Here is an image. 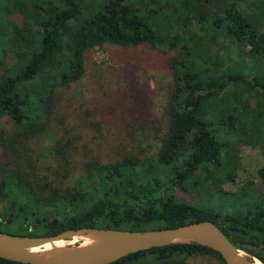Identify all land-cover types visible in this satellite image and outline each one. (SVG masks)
<instances>
[{
	"label": "trees",
	"instance_id": "1",
	"mask_svg": "<svg viewBox=\"0 0 264 264\" xmlns=\"http://www.w3.org/2000/svg\"><path fill=\"white\" fill-rule=\"evenodd\" d=\"M104 44L174 53L166 60L171 85L155 157L145 162L126 153L103 162L93 154L105 132L114 130L116 138L146 125L136 98L126 115L110 111V121L66 124L51 148L56 163L42 172L30 143L47 127L56 87L78 81L86 52ZM0 59V118L11 121L0 129V232L42 237L209 221L264 264V193L253 207L229 213L175 194L191 188L188 179L197 171L220 167L224 151L264 152V0H0ZM77 155L84 157L81 165ZM258 175L264 182V168ZM199 256L225 264L219 253L194 243L110 264H188ZM0 264L24 263L0 258Z\"/></svg>",
	"mask_w": 264,
	"mask_h": 264
},
{
	"label": "rangeland",
	"instance_id": "2",
	"mask_svg": "<svg viewBox=\"0 0 264 264\" xmlns=\"http://www.w3.org/2000/svg\"><path fill=\"white\" fill-rule=\"evenodd\" d=\"M15 20L20 22L21 18L17 15ZM173 54L163 49H124L111 44L86 52L83 76L69 85L56 87L55 105L47 127L30 143L31 150L38 157L40 171L44 172L56 163L51 148L61 139L66 124L80 127L85 121H96L102 117L109 120L108 117H113L110 115L113 110L117 115H126L136 98L144 108L146 125L136 133L133 130L130 135L125 131L118 132L116 138L111 135L114 130L105 132L106 138L102 145H94L93 154L103 162L116 160L126 153L136 155L145 162L153 159L162 131V111L171 85L166 60ZM11 60L9 56L7 64L12 63ZM10 127L8 118H0V129ZM75 159L80 165L85 161L82 155H77ZM221 161L218 168L208 165L197 171L194 177L188 179L191 188L187 192L176 191V196L225 213L241 211L259 203V197L264 193V182L258 170L264 168V152L240 146L237 151H224ZM80 165L77 164V170H80ZM229 174H232L233 180H224ZM77 176L73 175L69 183H73ZM2 207L5 204L0 203ZM82 241L89 242L87 238ZM82 241L74 239L63 244L78 245ZM187 262L211 264L217 259L199 256L189 258Z\"/></svg>",
	"mask_w": 264,
	"mask_h": 264
},
{
	"label": "water",
	"instance_id": "3",
	"mask_svg": "<svg viewBox=\"0 0 264 264\" xmlns=\"http://www.w3.org/2000/svg\"><path fill=\"white\" fill-rule=\"evenodd\" d=\"M84 238L89 242L82 241ZM74 239L82 242L71 246L63 244ZM56 243H62V246L57 247ZM176 243L208 247L219 253L225 264H255L259 261L237 249L209 221L150 231L83 228L42 237L0 232V258L24 264H110L139 251ZM47 244L51 249L44 250L43 246ZM34 249L38 251H32Z\"/></svg>",
	"mask_w": 264,
	"mask_h": 264
},
{
	"label": "bare ground",
	"instance_id": "4",
	"mask_svg": "<svg viewBox=\"0 0 264 264\" xmlns=\"http://www.w3.org/2000/svg\"><path fill=\"white\" fill-rule=\"evenodd\" d=\"M68 243V242H67ZM55 246H57V247H61L62 246V243H56L55 244ZM43 249L44 250H48V249H51V246L49 245V244H47V245H44L43 246ZM32 251H38V249H34V250H32ZM255 264H261L259 261H255Z\"/></svg>",
	"mask_w": 264,
	"mask_h": 264
}]
</instances>
